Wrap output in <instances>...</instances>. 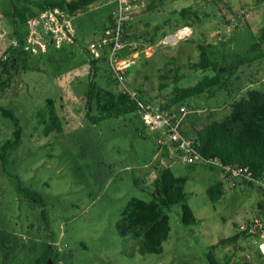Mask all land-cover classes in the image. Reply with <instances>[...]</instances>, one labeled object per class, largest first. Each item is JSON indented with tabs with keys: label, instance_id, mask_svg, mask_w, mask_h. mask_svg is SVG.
Returning <instances> with one entry per match:
<instances>
[{
	"label": "rangeland",
	"instance_id": "374dc122",
	"mask_svg": "<svg viewBox=\"0 0 264 264\" xmlns=\"http://www.w3.org/2000/svg\"><path fill=\"white\" fill-rule=\"evenodd\" d=\"M5 7L11 9L12 1ZM116 8V2L99 0L78 11L71 21L73 42L61 47L51 45L34 54L11 41L0 45V82L7 77L3 62L8 58L12 72L10 85L0 89V104L19 118L23 128L21 143L9 152L7 171L0 159V264H37L46 253L50 258L45 264H210L208 251L220 261L230 257V264H255L261 239H230L238 224L264 218V189L247 186L242 178H231L203 161L170 165L176 175L188 177V203L198 224L185 225L181 206L173 205L168 210L170 237L162 253L143 255L135 238L119 234L117 223L127 203L134 197L152 199L160 161L154 139L143 135L138 111L96 123L86 115L85 94L95 58L91 44L106 36ZM184 25L192 27V34L167 43L168 34ZM131 26L136 38L127 39L134 44L128 45L127 59L133 63L126 69L125 85L165 101L176 85H194L216 73L197 66L203 49L225 68L241 56L264 50V0H147ZM27 30L23 44L28 24ZM4 31L14 34L3 17L0 35ZM259 40L261 47L253 50ZM19 50L27 51L26 61L17 57ZM99 53L96 81L102 88L122 92L109 73L108 55L103 56V48ZM261 59L242 65L227 87H213L173 106L174 110L180 104L188 106L183 131L196 135L227 116L232 102L251 87L264 91ZM227 77L225 73L221 79ZM49 98L61 119V132H44L49 120L46 115L43 122L41 116ZM14 129L0 109V152ZM18 178L41 193L44 206L19 193ZM218 181L224 184V194L214 204L207 189ZM260 260L264 264V256Z\"/></svg>",
	"mask_w": 264,
	"mask_h": 264
},
{
	"label": "trees",
	"instance_id": "16d2710c",
	"mask_svg": "<svg viewBox=\"0 0 264 264\" xmlns=\"http://www.w3.org/2000/svg\"><path fill=\"white\" fill-rule=\"evenodd\" d=\"M12 1V8H2L8 0H0L3 17L13 28L14 35L20 40L21 44L25 40L28 30V20L46 9L60 8L75 15L78 11H85L91 4L99 0H25V4H18ZM112 19V17H111ZM132 26L126 30L125 39L136 38L130 31ZM264 39V35H262ZM260 40L254 43L253 49L261 47ZM129 50L126 48L124 54ZM27 51L19 50L17 57L26 61L23 55ZM104 57H107V51L104 50ZM264 57V50L259 54L250 56L245 55L238 58L237 62L225 68L219 67L216 61H212L206 50L201 52V60L197 63L202 69H210L216 72L213 76H205L196 84L181 87L176 85L170 98H165L164 107H173L179 102L206 93L207 90L219 86L223 89L227 87L228 81L239 68L259 58ZM103 58V57H102ZM99 58L91 60V80L86 91V115L92 122H100L110 117H122L132 112L138 111L136 104L131 100L126 92H115L109 88H102L96 81L97 62ZM11 62L10 58L4 60V71L7 77L0 82V89H5L10 85L12 72L8 68ZM109 73L113 75L109 66ZM228 77L222 80L223 74ZM113 81H117L113 77ZM141 98H148L143 92L139 91ZM162 97V95H160ZM47 112L43 114L42 121L48 115L49 125L45 126V133L55 130L62 131V122L56 112V106L52 98L48 99ZM231 111L221 120H216L199 129L196 133L199 144L200 154L206 158H219L225 165L248 166L256 177L264 175V91L251 87L246 94L235 99L232 102ZM0 109L9 117L14 126V135L12 139L7 140L1 147L0 159L3 170L7 171V163L10 150L17 147L22 140L23 128L19 118L11 111L0 104ZM93 109L97 114H92ZM188 177L176 175L171 166H165L158 170V174L152 184V199L132 198L122 211L121 219L117 223L118 232L123 237L132 236L138 244V251L143 254L162 253L164 242L170 237L171 222L168 210L176 204L181 206V220L185 225L198 224L199 219L195 216L192 207L188 203L189 193L186 191ZM247 186L255 187L252 182L244 181ZM18 191L26 198L45 205L43 196L37 190H33L24 185V182L18 178ZM207 193L210 202H217L224 194L223 182H216L208 187ZM230 240L237 241L241 237H249L246 232L238 230ZM49 253L38 260L37 264L48 262ZM210 264H230L231 258L220 261L212 251L206 253ZM264 254L258 250L255 264H263L260 257Z\"/></svg>",
	"mask_w": 264,
	"mask_h": 264
},
{
	"label": "built area",
	"instance_id": "2783aa9c",
	"mask_svg": "<svg viewBox=\"0 0 264 264\" xmlns=\"http://www.w3.org/2000/svg\"><path fill=\"white\" fill-rule=\"evenodd\" d=\"M116 2L112 21L106 29V36L99 43L91 44V51L96 58H100L99 48L107 51L113 77L121 84L123 92L129 94L136 104L141 120L145 126L143 135H150L157 145L159 157L158 169L171 165V162L194 164L203 161L218 167L231 178H242L244 181L264 189V175L256 177L248 166L225 165L219 158H204L199 152V140L196 135H189L183 131L182 118L188 112L186 104H180L178 110L173 107H164V100L141 98L139 93L130 90L125 85L126 69L133 63L128 62V57L123 52L129 44L124 34L135 16L147 6V0H111ZM73 15L60 8L46 9L28 20L29 35L24 42L13 34L3 32L0 35L2 42L11 41L14 46H22L34 54L46 51L49 46H63L65 42H73L74 31L71 25ZM3 19L0 10V23ZM192 27L184 25L176 32L168 34L167 43L175 44L179 40L192 34ZM131 49H134L132 47ZM238 230L246 232L249 236H258L261 239L259 247L264 254V218L254 217L239 224Z\"/></svg>",
	"mask_w": 264,
	"mask_h": 264
},
{
	"label": "crops",
	"instance_id": "0c3cea01",
	"mask_svg": "<svg viewBox=\"0 0 264 264\" xmlns=\"http://www.w3.org/2000/svg\"><path fill=\"white\" fill-rule=\"evenodd\" d=\"M5 3H6V2H5ZM0 7H1V6H0ZM0 10H1V9H0ZM253 50H254V49H253ZM252 56H254V55H252ZM263 58H264V57H262L261 60L264 62V59H263ZM253 61H254V60H253ZM263 62L260 64V67L263 65ZM258 78H259V79L261 78L260 75L258 76ZM261 81H263V79H261L260 82H261Z\"/></svg>",
	"mask_w": 264,
	"mask_h": 264
}]
</instances>
